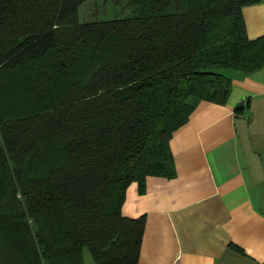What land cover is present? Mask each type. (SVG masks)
Returning a JSON list of instances; mask_svg holds the SVG:
<instances>
[{
  "label": "trees",
  "instance_id": "1",
  "mask_svg": "<svg viewBox=\"0 0 264 264\" xmlns=\"http://www.w3.org/2000/svg\"><path fill=\"white\" fill-rule=\"evenodd\" d=\"M83 1L0 0V264H83L84 248L137 264L126 186L175 175L172 131L199 100L226 102L224 68L264 66L241 10L258 0H129L80 21Z\"/></svg>",
  "mask_w": 264,
  "mask_h": 264
},
{
  "label": "crops",
  "instance_id": "2",
  "mask_svg": "<svg viewBox=\"0 0 264 264\" xmlns=\"http://www.w3.org/2000/svg\"><path fill=\"white\" fill-rule=\"evenodd\" d=\"M241 10L247 36L263 34L264 0ZM228 76L225 103L199 100L172 131L175 175L125 188L121 213L145 217L137 264H264V66Z\"/></svg>",
  "mask_w": 264,
  "mask_h": 264
},
{
  "label": "rangeland",
  "instance_id": "3",
  "mask_svg": "<svg viewBox=\"0 0 264 264\" xmlns=\"http://www.w3.org/2000/svg\"><path fill=\"white\" fill-rule=\"evenodd\" d=\"M130 14L129 0H84L78 7V17L80 21H90L96 19H108L122 17ZM231 68H224L222 71L229 73ZM93 262L90 253L85 249Z\"/></svg>",
  "mask_w": 264,
  "mask_h": 264
}]
</instances>
